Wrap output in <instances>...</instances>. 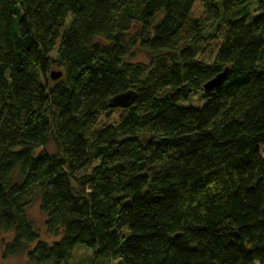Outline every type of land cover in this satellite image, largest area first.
I'll return each mask as SVG.
<instances>
[{"label": "trees", "instance_id": "16d2710c", "mask_svg": "<svg viewBox=\"0 0 264 264\" xmlns=\"http://www.w3.org/2000/svg\"><path fill=\"white\" fill-rule=\"evenodd\" d=\"M261 146L264 0H0L3 258L264 264Z\"/></svg>", "mask_w": 264, "mask_h": 264}, {"label": "rangeland", "instance_id": "374dc122", "mask_svg": "<svg viewBox=\"0 0 264 264\" xmlns=\"http://www.w3.org/2000/svg\"><path fill=\"white\" fill-rule=\"evenodd\" d=\"M203 13V7L201 5V3H196L195 7H194V11H193V15L195 17H199L200 15H202ZM148 60V57L142 53V52H138L136 54V59L135 60ZM56 70L58 71V68H54L51 71ZM210 100V97L207 96V93L203 92V91H198L195 94H193L192 96H190L187 100L180 102L179 104L182 106H192V107H202L205 104H207ZM121 113V109H114V111L112 112V115L110 117V121L115 120L118 118V116ZM50 150L53 149V146L50 145ZM262 154L264 155V146L260 147ZM29 214L31 219L35 222V224L38 226V228L43 231L44 230V221L46 219L45 214L41 211L40 209V203L39 200L35 201V203L30 207L29 209ZM43 234V233H42ZM45 237V236H44ZM3 238H6V236L4 235ZM48 238V237H47ZM50 239V238H49ZM1 241V239H0ZM76 252L75 255L73 257V262H77L78 260H80L82 257L87 256L89 254V250H87L84 246H79L76 248ZM0 250H1V246H0ZM0 264H31L28 260V257L23 254L17 257H10V258H3L1 253H0ZM114 264H117V261H114Z\"/></svg>", "mask_w": 264, "mask_h": 264}, {"label": "water", "instance_id": "95a60500", "mask_svg": "<svg viewBox=\"0 0 264 264\" xmlns=\"http://www.w3.org/2000/svg\"><path fill=\"white\" fill-rule=\"evenodd\" d=\"M226 72H227V69L223 73L217 75L215 78L209 81L204 86V88L207 90H210V89L218 87L220 83L223 81ZM61 76H62L61 70H58V71L53 70L50 73V77L52 80H57ZM134 98H135L134 94L132 95L131 93H124V94L118 95L115 98H113V100L110 102V106L111 107H127L133 102Z\"/></svg>", "mask_w": 264, "mask_h": 264}]
</instances>
